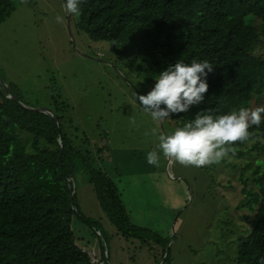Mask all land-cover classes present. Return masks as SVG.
<instances>
[{
  "label": "trees",
  "instance_id": "16d2710c",
  "mask_svg": "<svg viewBox=\"0 0 264 264\" xmlns=\"http://www.w3.org/2000/svg\"><path fill=\"white\" fill-rule=\"evenodd\" d=\"M17 5V0H0V25ZM81 7L76 27L91 40L109 42L126 67L136 64L137 78L150 90L158 74L179 60L212 64L204 102L164 124L173 121L178 129L197 112L219 116L264 106V57L258 53L264 45V0H87ZM7 85L8 91L0 84V264H96L77 244L72 228L77 216L102 235L96 222L80 215L74 186L78 173L93 186L117 234L137 240L141 248L161 249L155 254L167 264L169 240L132 224L116 183L93 165L66 129L67 104L54 95L48 107L52 117L34 110L15 83ZM250 131L259 139L237 142L235 156L230 154L235 160L257 156L241 171L250 173L254 185L247 188L244 182L237 207L247 222L236 240L239 264H260L264 258V122ZM98 153L103 161V149ZM97 242L100 262L107 264L106 242Z\"/></svg>",
  "mask_w": 264,
  "mask_h": 264
},
{
  "label": "rangeland",
  "instance_id": "374dc122",
  "mask_svg": "<svg viewBox=\"0 0 264 264\" xmlns=\"http://www.w3.org/2000/svg\"><path fill=\"white\" fill-rule=\"evenodd\" d=\"M17 1L15 12L0 25V78L15 83L34 109L48 108L54 95L67 104L66 129L116 183L132 224L169 240L167 264H239L236 240L247 222L237 207L244 182L247 188L254 185L250 173L241 171L257 156L225 159L206 170L165 158L159 136L172 134L175 122L163 123L162 130L136 101L135 94L147 95L151 87L141 85L136 64L126 67L109 42L91 40L76 27V16L70 22L61 0ZM57 15L64 16L62 24L56 23ZM258 53L264 57V45ZM99 149L103 161L96 156ZM153 150L160 154L158 166L146 160ZM74 186L80 215L96 222L102 233L96 236L90 224L73 217L76 242L94 263L103 264L97 238L108 247L107 264L164 262L155 254L161 249L141 248L137 240L117 234L85 175L78 173Z\"/></svg>",
  "mask_w": 264,
  "mask_h": 264
},
{
  "label": "clouds",
  "instance_id": "9594fccd",
  "mask_svg": "<svg viewBox=\"0 0 264 264\" xmlns=\"http://www.w3.org/2000/svg\"><path fill=\"white\" fill-rule=\"evenodd\" d=\"M27 3V0H21ZM87 0H66V14L82 15V5ZM56 23L62 24L64 16L57 15ZM214 68L207 60L190 64L182 60L169 65L155 79L154 87L147 95H136V101L154 121L169 119L172 115L187 113L193 106L204 102L208 92L207 76ZM38 109V108H37ZM35 110V109H34ZM264 122V106L254 109L239 108L229 114L215 116L211 110L197 112L195 118L176 129L170 135L159 136V149L167 159L181 166L210 167L235 156L237 142H255L259 137L250 131ZM130 123L135 120L130 118ZM156 130H152L155 134ZM147 163L158 166L160 154L147 153ZM260 264H264L261 258Z\"/></svg>",
  "mask_w": 264,
  "mask_h": 264
},
{
  "label": "water",
  "instance_id": "95a60500",
  "mask_svg": "<svg viewBox=\"0 0 264 264\" xmlns=\"http://www.w3.org/2000/svg\"><path fill=\"white\" fill-rule=\"evenodd\" d=\"M70 24V23H69ZM0 83L1 85L5 88L6 91H8V85L0 78ZM36 111L38 112H42V113H46V114H49L51 115L52 117H54V114L48 109V108H38V109H35ZM55 123L58 127V130H59V124H58V120L55 118ZM160 124H161V128L163 130V122L162 120L160 121ZM73 189V187H71V190ZM71 197H73V191H71Z\"/></svg>",
  "mask_w": 264,
  "mask_h": 264
}]
</instances>
